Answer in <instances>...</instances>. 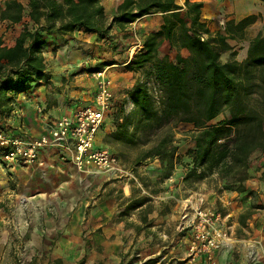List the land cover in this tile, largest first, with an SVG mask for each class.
<instances>
[{
	"label": "trees",
	"instance_id": "16d2710c",
	"mask_svg": "<svg viewBox=\"0 0 264 264\" xmlns=\"http://www.w3.org/2000/svg\"><path fill=\"white\" fill-rule=\"evenodd\" d=\"M101 1L27 0L24 5L6 0L0 4L1 22L8 26L23 23L12 47L5 46L0 35V123L5 125L14 115L18 95L33 84L51 83L42 55L49 37L83 30L105 40L114 28L123 31L145 16L161 14V26L143 36L142 49L126 65L141 77L126 91L113 117L110 136L130 146L150 144L142 149L135 164L157 161L160 181H164L181 163L174 129L191 127L184 183L213 179L227 191L250 195L246 183L253 178L251 160L255 154L264 153V35L259 32L249 42L242 62L234 58L227 42L243 39L255 16L229 20L213 33L202 20V2L185 0L181 6L176 0H123L108 21ZM164 42H170L177 51L173 61L158 57ZM182 50L188 52L187 57L180 54ZM228 51H232L231 60L222 62L221 53ZM128 103L134 108L131 116L125 115ZM220 116L223 119L215 122ZM9 129L18 135L11 126ZM141 135L146 136L142 141ZM149 202L147 197H132L120 216L142 212L147 228L152 212ZM250 213L239 216V225Z\"/></svg>",
	"mask_w": 264,
	"mask_h": 264
},
{
	"label": "crops",
	"instance_id": "0c3cea01",
	"mask_svg": "<svg viewBox=\"0 0 264 264\" xmlns=\"http://www.w3.org/2000/svg\"><path fill=\"white\" fill-rule=\"evenodd\" d=\"M18 1L21 2V0ZM191 1L203 3L202 20L207 23V20H209L207 18H210L207 9L210 7L208 4H213V0ZM122 2L123 0H102L101 3L104 6L106 16L109 13L108 15H110L111 19L116 13V8ZM237 10L238 8L234 4L228 5L226 8V15L228 17L226 20H236L238 22L246 17L237 16ZM146 19L154 22V25L151 24L147 28L150 32L156 31L162 24L161 14L143 17V20ZM24 22H28V19L26 18ZM143 23V21L137 20L123 31L133 30L136 27L139 28ZM15 26L17 25L10 26L8 32H11L13 27L15 29ZM115 29L117 32L122 31L117 28ZM19 33L20 31L16 32V34L14 33V37H10V40L7 42H5L4 38V45L12 47ZM66 39H68L67 44L61 43V41ZM87 41L91 43H86ZM102 41L98 38L97 34H86L83 30H76L65 36H51L48 38L46 46L42 49V55L45 60L46 71L51 76L50 82L52 81L53 86H55L52 89V97L59 104L56 108L52 106L50 109L46 96H50L51 91L49 89L51 90V87L44 88V93L40 98H31L35 103H41L40 106L43 108L42 111H44L45 122L47 117L53 120L50 114H59L62 111L63 114L71 115L80 105L91 104L93 102L92 89L89 87L87 90L86 84L83 83L87 81V78L84 77L85 74L75 76L74 78L80 77L78 81H75V84L73 80H67L65 89H59L60 92L56 90V86H62L63 77L66 78V76H69L68 74H73L79 67L86 65L87 62L93 64L94 61H86L83 57L85 53L87 54L85 48L91 47L94 53H96L95 49L98 48L96 46H98V42L101 44ZM249 42L245 47L246 52ZM227 43L230 45L229 41ZM129 59L130 57L127 61ZM127 61L121 63L120 67L125 66ZM114 66L118 65L115 64ZM122 76L125 75L121 74L120 78ZM117 88V85H113L114 93ZM66 91L68 92L67 96L69 95L71 98L76 99L72 104L70 102L66 103L67 100L64 95ZM24 94L31 93L27 91ZM24 94L17 96V102L26 103V101H23L26 98ZM123 96L125 97V94ZM79 100L80 102H78ZM129 105L132 106L130 103ZM31 110H33L32 105L28 112ZM30 115L29 113L28 116ZM39 118H41L40 115ZM39 118L36 120L33 115L28 119V123L24 122V126L21 124V120H14L11 128L13 131L16 130L27 134L28 137H38L46 131L44 121ZM9 121H11V118ZM111 121V118L105 120L104 125L98 132L95 147L100 140V135L114 130ZM6 127L9 128L10 126L6 125ZM14 168L5 173H8L5 179L0 177V264H10L11 262L8 252L11 239L5 235V232L6 227L10 229L12 226L18 228L23 233L22 239H17L16 249H24L30 253H44L45 257L49 260H45L42 264H54L53 261L66 264L69 259H75L79 264H109V262L116 264L128 253H130L129 258L132 257L129 249L132 244L131 235L133 231L129 228L126 229V222L119 220L117 217L116 212L119 205L116 196L111 194L103 197H92V202L88 199L89 197L87 199L83 197L85 195L84 191H87V188L88 192H90L94 187L93 183L101 182V180L97 181L100 178L91 176L93 174L91 169L77 171L72 163L61 162L57 153L48 149L39 152L38 160L33 166H18ZM261 171L263 172V169L260 171L254 170V178L246 183V187L256 193L258 203L264 206V182L257 177ZM176 176L177 188L174 187V189L180 191L183 187L186 190L185 186L179 181L180 176ZM113 179L119 183L116 186L117 191H114V193H119L120 189L125 197L129 196L131 193L130 182L118 177H114ZM10 184L12 185L10 186ZM105 190L106 188L102 189L103 192ZM197 193L202 194L206 206L216 208L224 213L231 212L229 222L234 225L236 231L238 228V217L242 210V206L236 201L237 194L227 196L223 193L222 195L215 196L209 190L205 192L190 190L186 193L187 195L184 199L186 200L190 196L196 198ZM21 197L28 199L26 205L20 204L19 199ZM231 199L235 200L234 206L224 209L223 202ZM248 200L247 202H249ZM7 207H9L10 212L6 211ZM177 208L178 205L173 209L175 216L179 214V209ZM178 218L179 216L175 217V220H178ZM24 220L29 221L28 227L24 226ZM249 231L253 235L255 234L252 237L260 239L261 242L259 246L261 248L260 257L257 262L249 263L247 261V247L239 240L233 250L218 251L213 262H207L206 258L202 256L197 259L195 264H264V209L260 213L254 214L252 219L249 220ZM237 239L240 238L237 237ZM185 251L186 244L178 236L175 246L170 251V254H172L170 259L174 258L178 264H191L186 260ZM145 253V255H149L147 258H153L156 255V253L148 249H146ZM166 257L167 255H164L160 262Z\"/></svg>",
	"mask_w": 264,
	"mask_h": 264
},
{
	"label": "rangeland",
	"instance_id": "374dc122",
	"mask_svg": "<svg viewBox=\"0 0 264 264\" xmlns=\"http://www.w3.org/2000/svg\"><path fill=\"white\" fill-rule=\"evenodd\" d=\"M185 0H176V3L178 5L183 6ZM20 2V1H19ZM3 1L0 0V4H2ZM21 3L24 5L27 4V0H21ZM238 8L237 10V16H255V22L251 24L245 31L244 38L241 40H229L230 47L232 48V51L235 52V59L239 62H242L246 57V49L249 40L255 35L261 32L264 35V3L259 2L258 0H213V4L209 3L208 5V12L209 17L207 18L208 22L206 23L209 30L211 32H217L224 28L225 23L229 20H226L228 17L226 15V8L228 5H233ZM108 8V6H107ZM109 14V13H108ZM107 14V20L110 21V15ZM162 17V15H161ZM139 21H143L144 23L142 26H139V28L136 27V29L133 30H127V31H121L117 32L116 29H112L105 40L99 44L98 42V48L94 50L91 49V47H86L85 50L87 51V54L83 56L86 61L92 60L94 61L93 64H90L87 62L86 65H82V67H79L76 72L73 74H68L69 76L63 77V80L61 82L62 86L58 87L56 86V90L60 92L59 89L63 90L66 86L67 80H73L74 84L75 81H78L80 77L74 78L75 76H78L79 74H85L84 77L87 78V81H84L83 83L86 84V89L88 90L89 87L91 90V95L94 96L96 91V80L92 77V73L105 70L106 77L109 78V80L113 83V85H117L118 88L116 89V92L114 95L116 96L118 107L115 111L117 112L119 106L121 105V102L125 98L123 95L126 93V91L131 87L130 85L134 84L135 80L139 77H141V74L138 72L130 71L126 65L129 63L130 60L127 61V59L130 57L132 58L137 52H139L142 49V40L143 36L147 33H150L148 31L149 25L153 24L154 22L146 19L143 20V18L139 19ZM236 22V20H234ZM25 23V22H24ZM7 26V28H6ZM10 26H8L7 23L0 21V35L3 38H5V42L10 40V37H14V33L19 32L22 30L23 24H19L15 26L16 28L11 32H8ZM138 40H140L141 44H139ZM59 43V42H58ZM63 44L68 43V39L61 41ZM86 43H91L90 41H87ZM223 52L221 53V61L227 62L231 60V52ZM177 54V51L174 49L172 44L170 42H164L161 48L158 51V57L163 58L167 57L170 60H174L175 56ZM180 54L183 57L188 56L187 51H180ZM245 57V58H244ZM126 63L125 66H121V63ZM118 66H114V65ZM108 66V68L105 69V67ZM124 74L125 76H122L120 78V75ZM89 80V81H88ZM81 82V81H80ZM79 82V83H80ZM122 83V84H120ZM58 85V84H57ZM51 87L50 96L47 95L46 99L49 102L50 109L52 106L55 108L58 106V104L54 101V97H52V89H54L55 86H53V82L49 85L44 84H33L31 88L28 90L31 94H24L25 99L23 101L26 103L18 102V105L16 107V110L14 112V115L11 116V121H7L5 125L0 123V126H3V128L6 127V125H13L14 120H21V124L24 126V122L28 123V119H30L33 115L34 118L37 120L39 118V115L45 123L44 127L46 128V131L43 134H47L50 130V127L53 125V123L61 118L62 116H66V114H63L62 111L58 114H50V117H53L51 120L50 118H46V122L44 120L45 116L43 115V108L40 106L41 103H35L33 101V98H40L41 95L44 93V88L47 89ZM127 87V88H126ZM54 93V92H53ZM68 92L66 91L64 93L66 98V103L70 102L72 104L73 101H75V98H71L69 95L67 96ZM32 95V96H29ZM30 99V100H28ZM52 101H54L52 103ZM80 102V100L78 101ZM54 104V105H53ZM31 111L28 112V110L31 108ZM38 105V107H36ZM87 105V104H86ZM84 106L80 105L79 107ZM78 108V107H77ZM133 106H130L129 103L125 105V115L131 116L133 113ZM29 113L31 114L30 116ZM115 113L113 114L111 118V124L114 126L115 121L113 119ZM224 116H220L215 122L218 120L223 119ZM26 125V124H25ZM2 128V129H3ZM17 128V127H16ZM114 128V127H113ZM9 129V128H8ZM191 127L187 126H177L176 129H174V145L178 148V154L180 157L181 163L178 164L175 167L174 174L172 177L174 178V182L168 181V179L164 181H160V175L158 173L159 164L157 161L148 160L140 165L136 166L135 160L140 155V152L142 149H146L150 146V144L146 146H142L141 143H139L137 146H130L123 144L119 141L114 140L110 134L112 133H104V135H100V140L97 142L96 147L107 150L109 152L114 153L117 155L121 161V165L123 166V169L131 172L137 179L140 185L135 184L131 181V193L129 196L125 197L123 192L119 189V193L116 192V186L119 184L116 180H114V176L105 174L103 172L96 171L95 169H91L92 175L94 177H98L101 180L100 183H93L94 187L92 188V191L88 192L84 191L85 195L84 198H88L90 201L92 197H103L107 195H114L116 196L117 202H118V210L116 212L117 217L119 220H122L126 222V229H131L133 231L132 237V244L129 249V252H131L132 257L129 258L130 253L128 255L121 258V260L116 264H144L145 262L151 261V264H178L177 260L170 257L172 254H170V251L172 250V247L175 246L177 242V237L179 236L181 238V235L177 232V226L179 223L178 220H175V217L179 216L174 215V207L178 205L179 213H180V206L183 200H185L186 193L188 191H200L205 192L207 190L212 191L213 194L216 195H222L225 193V195H231V194H237L235 191L231 190H225L222 187V184L220 182H216L213 179H209L206 181L197 182L194 184L187 185L183 181V177L186 174L187 171V158H186V151L192 146V142L189 135V130ZM10 130V129H9ZM11 131V130H10ZM189 131V132H188ZM97 138V137H96ZM146 136H140V141L144 140ZM146 147V148H145ZM15 166L3 161L0 159V177L4 178L7 177L8 173L5 174L8 170L15 169ZM18 167V166H16ZM251 168H252V174L254 176V170H262L257 176L259 180L263 181L264 176V153H257L252 157L251 160ZM176 175H179V181L185 186V189L183 187L180 189V191H177L174 189L177 185L176 181ZM252 176V177H253ZM254 178V177H253ZM12 183V182H11ZM12 184H10L11 186ZM84 188V187H83ZM106 188L105 192L102 191V189ZM177 188V187H176ZM86 189V188H84ZM83 189V190H84ZM184 190V191H183ZM113 191V193H112ZM183 191V192H182ZM187 191V192H186ZM100 193V195H99ZM91 197V198H90ZM132 197H147L150 199L149 207L152 209V212L148 215L147 221L148 226L147 228L144 227V224L142 222L143 214L139 211H133L130 212L126 216H120L121 212L124 210V207L126 206L128 200ZM247 199H249L247 202ZM235 201V200H234ZM236 201L239 205L242 206L241 214L245 213L246 211H250V215L247 217L246 221L243 225H239L238 228L234 229V236L236 238H240V242H242L243 245H246L247 247V255L246 259L249 263H255L259 260L260 257V249L259 246L261 244L260 239L254 238L252 236L253 233L249 231V220L252 219V216L254 214H257L258 212L262 211L264 209L263 204H259L257 200L256 193L251 190L250 195H238L236 196ZM8 202V201H6ZM19 202L21 205H26L28 202V199L25 197H21L19 199ZM92 202V201H91ZM237 204V205H238ZM6 211L10 212L9 207L6 208ZM12 214V212H11ZM240 214V215H241ZM239 215V216H240ZM239 218V217H238ZM138 225L141 229L136 230L133 226ZM29 221L24 220V226L28 227ZM6 233V234H5ZM4 234L8 236L10 241V248L8 249L9 255L11 258L10 264H42L45 262L47 257H45L44 253L42 252H35L30 253L29 251H26L24 249H16V242H18V238L22 239V231L18 230V228H15L12 226L10 229L6 227V232ZM252 241H256V246L253 248L255 252L254 260L250 259L249 253L252 251L249 247L252 244ZM15 245V246H14ZM146 249L153 251L156 253V255L153 258H147L148 256L145 255ZM159 253V255H158ZM164 255H167V257L160 262L162 257ZM54 264H64L62 262H56L53 261ZM66 264H79L75 261V259H69V261ZM109 264H113L112 262H109Z\"/></svg>",
	"mask_w": 264,
	"mask_h": 264
},
{
	"label": "built area",
	"instance_id": "2783aa9c",
	"mask_svg": "<svg viewBox=\"0 0 264 264\" xmlns=\"http://www.w3.org/2000/svg\"><path fill=\"white\" fill-rule=\"evenodd\" d=\"M92 77L96 80L93 102L57 119L47 134L33 138L23 132H17L16 136L9 129H0V159L15 167H31L38 160L39 152L48 149L55 151L61 162L72 163L77 171L95 169L140 185L131 172L123 169L117 155L95 147L99 130L105 120L113 116L118 103L105 70L92 73ZM168 181L174 182V178L171 176ZM234 204V200H226L223 207L232 208ZM179 208L177 232L186 244L185 256L189 263L195 264L202 256L211 263L218 251L235 248L239 239L234 236V225L229 222L231 212L206 206L199 193L196 198L188 197ZM256 243L252 241L249 247L252 250L249 258L253 260Z\"/></svg>",
	"mask_w": 264,
	"mask_h": 264
}]
</instances>
